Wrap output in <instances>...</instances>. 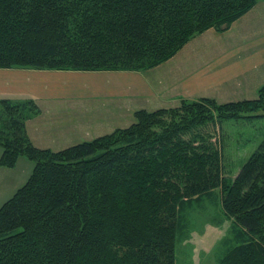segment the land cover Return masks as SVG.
Returning <instances> with one entry per match:
<instances>
[{
  "label": "trees",
  "instance_id": "obj_1",
  "mask_svg": "<svg viewBox=\"0 0 264 264\" xmlns=\"http://www.w3.org/2000/svg\"><path fill=\"white\" fill-rule=\"evenodd\" d=\"M257 1L0 0V68L144 71ZM38 111L33 98H0V166L33 163L0 206V264H176L184 211L217 187L232 226L216 264H264V138L228 180L203 131L264 115V82L254 98L138 109L128 127L56 151L27 135Z\"/></svg>",
  "mask_w": 264,
  "mask_h": 264
},
{
  "label": "crops",
  "instance_id": "obj_2",
  "mask_svg": "<svg viewBox=\"0 0 264 264\" xmlns=\"http://www.w3.org/2000/svg\"><path fill=\"white\" fill-rule=\"evenodd\" d=\"M253 19H257L258 22L252 24L251 20ZM202 35H198V38L196 36L192 41L190 40L170 60H166V63L163 62L144 71L0 68V98H33L41 107L37 100L46 97L50 99L48 105L57 106V103L64 99L55 102L57 98H54L55 96L51 93L53 78L49 73L66 71L63 72L64 75L59 77L56 86L59 87L60 91L68 87L73 89L64 102L67 103L72 98L81 103L79 104L82 105L81 109L89 107L85 112L87 117L81 119L71 117V121L67 119L65 121L67 124L63 126L68 130L63 129L62 125L55 126V134L48 132L50 128L47 129L48 126L44 119L32 118L27 123L28 134L34 144L38 147L53 148L60 143L72 145L81 140L90 139L94 137L91 135L92 133L89 134L91 131L98 132L97 135H100L116 127L126 126L134 120L133 114L138 109L154 110L165 106H177L179 104L178 99L182 97L208 96L192 93V91L201 92L200 87L202 86L198 84L191 87V84L199 81V72L202 68L210 64L213 65V63L214 69L218 66L214 71H218L219 66L227 59H232L233 64L240 63L242 66L240 74L236 69H232L236 71L235 80L241 79L243 74L250 73L249 76L242 78L241 82L244 83L242 87L256 89L264 82V1L259 0L249 11L232 23L229 29L223 32H215L212 35L217 40L214 45L209 41H200L199 37ZM210 50L216 52L214 57L210 56L212 53ZM191 57H198L199 59L201 57L205 63L202 68L194 73L190 71V64H188V60L192 59ZM84 73L90 75L91 80L82 82L76 80V83L69 76L71 74L74 77L78 74L77 79L80 80ZM160 73L161 75L165 73V76L161 78V82H158L160 78L157 75ZM176 77L180 84H174ZM62 95L58 94L57 97L64 98ZM194 95L197 96L194 97ZM159 98L162 99L160 103ZM93 112H97L95 120L88 115ZM50 121L59 123L64 122V119H54L53 117L50 118ZM64 135L82 139L67 143L61 140ZM15 166L12 168L0 167V181L3 180L6 169L13 170ZM10 175L14 183L17 177L14 179V174ZM0 186L5 187L6 183H0Z\"/></svg>",
  "mask_w": 264,
  "mask_h": 264
},
{
  "label": "rangeland",
  "instance_id": "obj_3",
  "mask_svg": "<svg viewBox=\"0 0 264 264\" xmlns=\"http://www.w3.org/2000/svg\"><path fill=\"white\" fill-rule=\"evenodd\" d=\"M257 22H258L257 19L251 20L252 24L254 23L256 24ZM208 30L209 31L206 30L198 34V35L203 34L202 36L199 37L201 39L200 41L202 40L203 42L209 41L212 42L214 45L215 42H217V40H215V38L212 35L215 34V32H219V31L216 30L214 31V29L212 28ZM198 35H196L197 38ZM196 36H194L192 39L194 40ZM192 39L190 40L192 41ZM189 41L186 44H188ZM210 51L212 52L210 53V56L212 55L214 57L216 52L214 50H210ZM171 58H169L168 60H170ZM191 58L190 59L194 61L188 60V64H190V68H189L190 71L194 73L198 71L199 68H202V66H204L205 63L201 59V57L200 59L198 57H191ZM240 60L242 61L241 58ZM213 65L212 64L207 65L200 70L199 81L193 82V84H191V87L200 84L202 86L200 87L201 92L192 91V93L203 94V95L206 94L208 96H200V97H211L214 98L219 103L249 99L257 96V88L260 85L256 89L242 87L244 85V83L241 82L242 78L249 76L250 73L247 75L243 74L241 79L239 78V80H235L236 71H233L232 69H236L238 71V74H240L242 68L240 63L233 64L232 59L230 60L227 59L225 60V62H223V64H221V66H219L218 71H214L218 66L214 69ZM63 72L66 71L49 73V75L52 76L51 78H53L51 93L53 96H55L54 98H57L55 102H60V99H64V100L67 99L68 95L73 91V89H70L69 87L67 89L60 91L58 89L59 87L56 86L59 77L65 74ZM76 75L78 76V74ZM69 76L74 82H76V80L77 82L91 80L90 75H88L87 73H84L83 77H81L80 80L77 79L78 78L77 76L73 77L71 74H69ZM164 76L165 73L162 75L161 73L157 75V77L160 78V81L157 79L158 82H161V78H163ZM177 77L175 78L174 81L175 85L180 84L178 83L179 81L176 80ZM159 84L160 83H158V85ZM58 94H63L62 96L64 98H58L57 97ZM195 96L197 95H194V97ZM200 97L198 96L193 98L191 96V97H182L180 99L178 98L177 99L178 102L180 103L181 99L183 98L196 99ZM15 99H19V98H15ZM49 100L50 99L46 97H42L40 98V100H37V102L41 105V107L37 105L39 107V111L28 115V117L25 119L26 132L33 144L34 142L29 136L27 130V123L30 119L32 118H35L36 120L44 119L46 125L48 126L47 129L50 128L48 132L50 134H55L54 131L55 126L62 125L63 129L68 130L63 126L64 124H67V122H65L67 119L71 121L70 119L71 117H75L77 119L87 117L85 112L88 110L89 107L85 105L88 108L81 109L82 105H79L81 103L76 102L78 100H73L71 98L70 100H68L67 103H65L63 100L62 102L57 103L58 104L57 106L48 105ZM161 101L162 99L159 98V103ZM169 103L170 101L168 102V104ZM165 107H171V106H165ZM96 113L93 112L88 115L90 117H93L95 120L97 117ZM259 114H264V111L259 112ZM53 117L54 119L55 118L61 120L64 119V122L52 123L50 121V118ZM88 119H92V118H88ZM132 122H134V120ZM132 122H130L126 126L116 127L113 130H110L100 135H97L98 132L96 133L94 131H91L89 134L92 133L91 135L92 136L94 135V137L90 139L109 134L115 131L116 129L128 127ZM220 126H221V134L215 132L214 129H212L211 127L203 128V131L211 132L213 135V141H215L217 146H220L222 148L223 174L226 177V179L233 180L240 166L247 160L250 154L257 148L259 143L264 138V115L249 117V118L244 117V118H236V119H224L220 123ZM71 131L73 130L71 129ZM218 137L220 142L218 140ZM77 139H82V138H74L73 136L64 135L61 140L68 143L72 141H77ZM84 140H88V139H84ZM34 145L37 146L36 144ZM68 146L70 145L67 144L63 145L62 143H60V144H56L55 146H53V148L50 149L56 151ZM40 148H44V147H40ZM45 148H49V147H45ZM0 153H1V149H0ZM23 162H26L27 166L26 163ZM16 163L17 165L16 164H15L16 166L14 165L15 168L13 170L6 169V173L3 174L4 175L3 180L0 181L1 184L6 183L5 187L0 186V206L14 194L17 188H19L23 183H25L33 167V163L24 156L19 157ZM0 167H5V166H0ZM5 168H12V167H5ZM10 174H14V179H16L17 177V180L14 181V183L13 180L11 179ZM222 192H223L222 187H217L215 189V194L212 196V199L204 198L203 201L199 203L195 202L194 204H192L191 207L186 208V210L184 211V229L181 231V233L176 239V252H175L176 264H216L217 260L222 255L223 251L225 250L224 241L226 237L230 234L229 230L230 227L232 226L231 220L226 218L218 203Z\"/></svg>",
  "mask_w": 264,
  "mask_h": 264
}]
</instances>
